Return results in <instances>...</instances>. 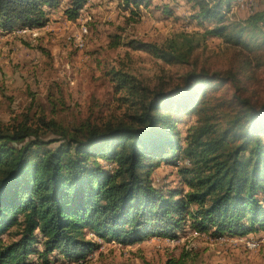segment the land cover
Wrapping results in <instances>:
<instances>
[{
    "label": "trees",
    "instance_id": "trees-1",
    "mask_svg": "<svg viewBox=\"0 0 264 264\" xmlns=\"http://www.w3.org/2000/svg\"><path fill=\"white\" fill-rule=\"evenodd\" d=\"M59 1L0 0V24L43 26L42 6ZM68 1L64 13L75 19L85 0ZM117 1L134 13L133 7L151 0ZM189 1L197 17L214 21L208 35L262 45L264 10L244 24L225 23L222 8L231 0ZM131 45L166 63L185 62L193 49ZM112 73L119 99L134 107L126 117L73 128L43 116L38 123L0 122V264H32L34 256L40 264L83 262L100 245L87 231L128 246L154 236L172 238L185 222L214 236H241L264 225V103L241 96L238 71L200 68L179 83L153 88L121 70ZM208 85H231L234 92L206 94ZM171 112L196 116L183 142ZM177 151L188 161L178 170L187 190L156 188L150 170ZM4 233L11 238L3 239ZM195 259L187 250L165 264H196Z\"/></svg>",
    "mask_w": 264,
    "mask_h": 264
},
{
    "label": "rangeland",
    "instance_id": "rangeland-1",
    "mask_svg": "<svg viewBox=\"0 0 264 264\" xmlns=\"http://www.w3.org/2000/svg\"><path fill=\"white\" fill-rule=\"evenodd\" d=\"M68 3L43 5L46 21L40 27L4 29L0 24V122L16 124L29 118L38 123L43 116L73 128L126 117L134 107L122 102L121 93L115 91L112 72L120 70L153 88L179 83L191 70L223 74L231 69L238 71L241 96L257 106L264 103V41L260 46H242L208 35L205 30L214 21L197 17L193 2L151 0L148 6L133 7L131 13L132 7L123 9L117 0H85L75 19L64 13ZM222 9L225 23L244 24L264 10V0H231ZM263 37L264 27L259 35ZM132 41L193 49L185 62L166 63L132 48ZM210 86L205 87L206 94L234 92L231 85L215 90V85ZM171 113L178 118L183 142L196 116ZM174 156L150 170L153 186L166 192L188 188L178 173L188 161L181 151ZM187 225L172 238L154 236L128 246L103 241L87 231L86 237L100 244L87 260L48 264H165L167 258L187 250L196 256V264H264V225L241 236L201 234ZM2 238L11 237L4 233ZM31 262L40 264L36 256Z\"/></svg>",
    "mask_w": 264,
    "mask_h": 264
}]
</instances>
